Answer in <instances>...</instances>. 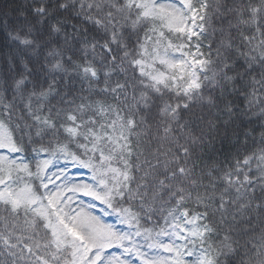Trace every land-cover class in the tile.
<instances>
[{
    "label": "snow or ice",
    "instance_id": "6c2138e0",
    "mask_svg": "<svg viewBox=\"0 0 264 264\" xmlns=\"http://www.w3.org/2000/svg\"><path fill=\"white\" fill-rule=\"evenodd\" d=\"M0 264H264V0H0Z\"/></svg>",
    "mask_w": 264,
    "mask_h": 264
}]
</instances>
